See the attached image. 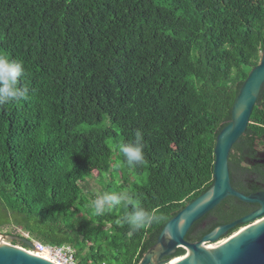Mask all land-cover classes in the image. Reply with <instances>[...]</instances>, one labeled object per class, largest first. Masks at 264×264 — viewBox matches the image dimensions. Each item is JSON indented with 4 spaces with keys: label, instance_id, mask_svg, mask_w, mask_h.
I'll return each mask as SVG.
<instances>
[{
    "label": "trees",
    "instance_id": "trees-1",
    "mask_svg": "<svg viewBox=\"0 0 264 264\" xmlns=\"http://www.w3.org/2000/svg\"><path fill=\"white\" fill-rule=\"evenodd\" d=\"M263 50L264 0H0V56L23 62L30 89L0 106V230L70 244L77 264H139L212 185L217 135ZM137 129L146 162L130 169L119 147ZM263 136L264 84L229 156L245 194L264 190V169L248 160ZM129 190L167 219L131 232L127 205L94 214L95 195ZM252 206L229 196L186 239Z\"/></svg>",
    "mask_w": 264,
    "mask_h": 264
},
{
    "label": "water",
    "instance_id": "water-1",
    "mask_svg": "<svg viewBox=\"0 0 264 264\" xmlns=\"http://www.w3.org/2000/svg\"><path fill=\"white\" fill-rule=\"evenodd\" d=\"M263 84L264 50L260 62L250 70L240 87L233 103L231 121L217 135L212 185L166 223L139 264H264V190L250 194L241 192L232 185L229 169L233 145L247 130ZM229 196L258 204L259 208L215 227L200 240H187L186 235L193 224ZM238 226L236 231L230 233ZM166 233H171L172 238H168ZM0 235L35 248L34 240L26 236L1 231ZM180 247L186 250L183 255H177ZM188 249L193 252L187 255ZM174 259L178 260L173 262ZM0 264L58 263L34 254L23 246L0 240Z\"/></svg>",
    "mask_w": 264,
    "mask_h": 264
},
{
    "label": "clouds",
    "instance_id": "clouds-1",
    "mask_svg": "<svg viewBox=\"0 0 264 264\" xmlns=\"http://www.w3.org/2000/svg\"><path fill=\"white\" fill-rule=\"evenodd\" d=\"M26 75L22 61L0 56V106L28 98L30 89L23 82ZM144 147V134L139 129L134 132L132 139L120 145L119 151L130 169L145 164ZM119 167L120 164L117 163L115 168ZM125 205L130 207V211L122 215L120 222L128 225L131 232H138L147 225L160 224L167 219L163 212L145 207L131 190L99 193L95 195L92 207L95 215H103L113 208ZM166 235L172 238L171 233Z\"/></svg>",
    "mask_w": 264,
    "mask_h": 264
},
{
    "label": "built area",
    "instance_id": "built-area-1",
    "mask_svg": "<svg viewBox=\"0 0 264 264\" xmlns=\"http://www.w3.org/2000/svg\"><path fill=\"white\" fill-rule=\"evenodd\" d=\"M2 238V237H1ZM9 243H11L9 241ZM35 248L24 247L30 252L43 256L58 264H77V250L70 244L50 245L40 241H35Z\"/></svg>",
    "mask_w": 264,
    "mask_h": 264
},
{
    "label": "flooded vegetation",
    "instance_id": "flooded-vegetation-1",
    "mask_svg": "<svg viewBox=\"0 0 264 264\" xmlns=\"http://www.w3.org/2000/svg\"><path fill=\"white\" fill-rule=\"evenodd\" d=\"M248 160L249 162L252 164V167L256 168V167H260L262 169H264V137H262L261 139H258L257 142L254 144V150L251 156H248ZM253 206L251 207V209L246 212L245 214H243L242 216H239L237 219L255 211L256 209L259 208L258 204H252ZM168 257H165L164 259H166Z\"/></svg>",
    "mask_w": 264,
    "mask_h": 264
},
{
    "label": "rangeland",
    "instance_id": "rangeland-1",
    "mask_svg": "<svg viewBox=\"0 0 264 264\" xmlns=\"http://www.w3.org/2000/svg\"><path fill=\"white\" fill-rule=\"evenodd\" d=\"M90 186L93 188V189H95V190H99L100 188H101V185H100V183L98 182V180H96V179H91L90 180ZM2 233H4V234H13V235H18V236H26V237H28L29 238V234L28 233H26V232H23V231H21V230H17V229H15L14 227H6V228H4L3 230H0ZM3 235H0V240H2V241H4V242H9L10 240L7 238V237H2ZM2 237V238H1ZM36 240H34V242H35ZM11 242V241H10ZM11 244H13L12 242H11ZM212 244H214V243H212ZM16 245H19V244H16ZM19 246H21V245H19Z\"/></svg>",
    "mask_w": 264,
    "mask_h": 264
},
{
    "label": "bare ground",
    "instance_id": "bare-ground-1",
    "mask_svg": "<svg viewBox=\"0 0 264 264\" xmlns=\"http://www.w3.org/2000/svg\"><path fill=\"white\" fill-rule=\"evenodd\" d=\"M191 252H193V250L188 249L187 252H186V254L188 255V254H190ZM176 260H178V259H174L173 262L176 261Z\"/></svg>",
    "mask_w": 264,
    "mask_h": 264
}]
</instances>
